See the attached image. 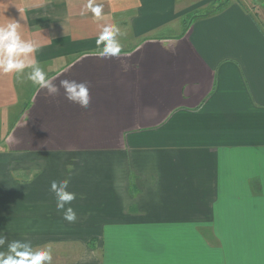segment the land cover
<instances>
[{
	"label": "crops",
	"instance_id": "1",
	"mask_svg": "<svg viewBox=\"0 0 264 264\" xmlns=\"http://www.w3.org/2000/svg\"><path fill=\"white\" fill-rule=\"evenodd\" d=\"M92 3L101 17L88 0H0V24L41 44L53 82L91 96L82 108L0 73V113L30 102L0 143V235L51 245L52 264H264L259 20L234 0L208 15L190 0ZM102 23L124 33L120 57L96 54ZM64 178L72 223L49 190Z\"/></svg>",
	"mask_w": 264,
	"mask_h": 264
},
{
	"label": "clouds",
	"instance_id": "2",
	"mask_svg": "<svg viewBox=\"0 0 264 264\" xmlns=\"http://www.w3.org/2000/svg\"><path fill=\"white\" fill-rule=\"evenodd\" d=\"M85 7L94 17H101L102 5H93L92 0H88ZM98 28L96 54L103 58L120 57L122 44L119 37L124 35L121 28L115 23H102ZM20 29L21 23L14 19L0 24V73L24 77L39 88L46 89L49 96H54L63 89L68 101L87 108L91 101L88 84L67 78L60 80L58 85L54 83L55 77H50L36 58L35 53L41 44L25 39ZM124 68L127 70L128 65L125 64ZM68 171L71 174V165ZM69 184L70 178L52 180L49 190L54 194L57 211L62 212L63 218L72 223L77 219V213L71 206L76 194L69 191ZM5 245L7 252H0V264H52L51 245L33 247L28 240L8 241L5 235H0V248Z\"/></svg>",
	"mask_w": 264,
	"mask_h": 264
},
{
	"label": "rangeland",
	"instance_id": "3",
	"mask_svg": "<svg viewBox=\"0 0 264 264\" xmlns=\"http://www.w3.org/2000/svg\"><path fill=\"white\" fill-rule=\"evenodd\" d=\"M190 1H191L192 5H194V7H192V11L193 10L205 11L207 9L210 10L213 7V5L216 4V2H217V4L224 2V0H216V2H213L214 0L213 1L211 0L213 2L212 4H210L208 2L205 5H199V3L201 1L206 2L207 0H190ZM234 1H236L240 5L245 6L248 9H250L252 14L256 17V19L259 20L260 26L264 31V0H234ZM61 63L62 62L59 61L58 65ZM23 79H25V78H23ZM20 81H21V79H20ZM29 85L30 84L22 83V85L20 86V91L23 92L24 97H27L29 95L28 94V90L30 88ZM21 108H22V105L15 107L12 110L10 109L9 113H7V112L0 113V143L5 142L6 132L9 130L10 126L12 127L13 121H14L13 119L16 115L19 114V111L21 110Z\"/></svg>",
	"mask_w": 264,
	"mask_h": 264
},
{
	"label": "trees",
	"instance_id": "4",
	"mask_svg": "<svg viewBox=\"0 0 264 264\" xmlns=\"http://www.w3.org/2000/svg\"><path fill=\"white\" fill-rule=\"evenodd\" d=\"M215 1H216V0H215ZM220 2H221V1H220ZM228 2H229V0H224V2H222V3H218V4H217V2H216V4L213 5V7L211 8L210 11H208V12H206V13H203V14H204V15H208V14H210V13L216 11L217 9H219V8H221V7H223V6H225ZM214 7H216V8H214ZM194 18H195V16L193 15V16H192V19H194ZM29 105H30V102H27V103H25L24 105H22V109H21V111H20V113H19V116L23 113V111H25V110L29 107Z\"/></svg>",
	"mask_w": 264,
	"mask_h": 264
}]
</instances>
